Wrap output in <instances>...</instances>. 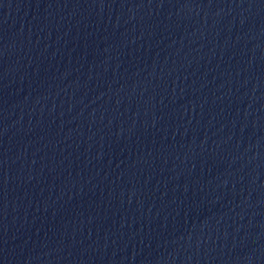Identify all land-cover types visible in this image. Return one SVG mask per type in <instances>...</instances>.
<instances>
[{
	"label": "water",
	"instance_id": "95a60500",
	"mask_svg": "<svg viewBox=\"0 0 264 264\" xmlns=\"http://www.w3.org/2000/svg\"><path fill=\"white\" fill-rule=\"evenodd\" d=\"M0 264H264V0H0Z\"/></svg>",
	"mask_w": 264,
	"mask_h": 264
}]
</instances>
